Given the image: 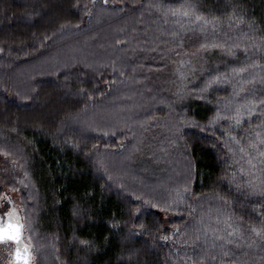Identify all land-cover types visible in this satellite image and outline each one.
<instances>
[{"label":"trees","instance_id":"16d2710c","mask_svg":"<svg viewBox=\"0 0 264 264\" xmlns=\"http://www.w3.org/2000/svg\"><path fill=\"white\" fill-rule=\"evenodd\" d=\"M10 204L33 264H264V0H0Z\"/></svg>","mask_w":264,"mask_h":264},{"label":"snow or ice","instance_id":"6c2138e0","mask_svg":"<svg viewBox=\"0 0 264 264\" xmlns=\"http://www.w3.org/2000/svg\"><path fill=\"white\" fill-rule=\"evenodd\" d=\"M186 15V14H185ZM196 19H200L197 17ZM13 213H7V221L0 218V243H13L16 245L14 252L15 264H30L31 253L27 244L23 243V225L19 217L15 222Z\"/></svg>","mask_w":264,"mask_h":264},{"label":"rangeland","instance_id":"374dc122","mask_svg":"<svg viewBox=\"0 0 264 264\" xmlns=\"http://www.w3.org/2000/svg\"><path fill=\"white\" fill-rule=\"evenodd\" d=\"M127 107V106H126ZM126 114H127V116H128V111H127V109H126V112H125ZM132 115H130V117H131ZM117 166L119 167H117L118 169L117 170H123V171H127L126 173H127V177H128V173H130L131 172V168H128L129 166H127V164H125V165H118L117 164ZM128 168V169H127ZM138 186H140V187H144L145 185H146V183H138L137 184ZM160 188L158 187V188H156V190H159ZM20 194V193H19ZM154 195V194H153ZM19 197H20V195H13V199L16 201V200H19ZM20 201V200H19ZM9 206V207H8ZM12 206H15V205H12V204H10V205H6L5 207H4V210H3V212H1L2 214H6V213H8V211L9 210H11V207ZM0 218H3L2 216L0 217ZM4 220H6V216L4 217ZM46 242L49 244L48 246H52V244L50 243V241L48 242V238H46ZM49 247V250H47L46 252H48V254L47 255H45V256H47V259H46V262H44L45 264H58L57 262H56V259H57V257L56 256H53L54 254H53V251L51 250V248ZM54 248V247H53ZM2 251H8V253H9V259H8V261H9V264H12V255H13V251H14V249L12 248V246L10 245V244H0V254H1V252ZM5 262H3L2 264H4Z\"/></svg>","mask_w":264,"mask_h":264},{"label":"water","instance_id":"95a60500","mask_svg":"<svg viewBox=\"0 0 264 264\" xmlns=\"http://www.w3.org/2000/svg\"><path fill=\"white\" fill-rule=\"evenodd\" d=\"M11 213H13L12 219H13V221L15 222V220H16V218H17L18 216L16 215V212H11ZM7 218H8V217H7V215H6V220H5V222L7 221ZM19 220H20V218H19ZM20 223H21V220H20ZM23 243H25V242H24V239H23ZM0 244H1V243H0ZM2 244H10V243H2ZM11 244H13V243H11ZM13 245H14L15 248H16V245H15V244H13ZM15 248H14L13 255H12V264H15V259H14ZM29 250H30V249H29ZM30 253H31V251H30ZM30 264H33L32 253H31Z\"/></svg>","mask_w":264,"mask_h":264},{"label":"flooded vegetation","instance_id":"af4514ba","mask_svg":"<svg viewBox=\"0 0 264 264\" xmlns=\"http://www.w3.org/2000/svg\"><path fill=\"white\" fill-rule=\"evenodd\" d=\"M10 245L12 246L13 249L15 248V246L13 244L10 243Z\"/></svg>","mask_w":264,"mask_h":264}]
</instances>
